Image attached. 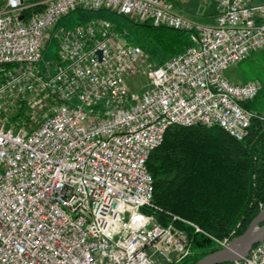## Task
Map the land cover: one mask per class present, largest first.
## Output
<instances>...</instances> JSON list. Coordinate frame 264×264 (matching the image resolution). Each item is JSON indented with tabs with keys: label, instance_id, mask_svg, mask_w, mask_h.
I'll return each mask as SVG.
<instances>
[{
	"label": "built area",
	"instance_id": "2783aa9c",
	"mask_svg": "<svg viewBox=\"0 0 264 264\" xmlns=\"http://www.w3.org/2000/svg\"><path fill=\"white\" fill-rule=\"evenodd\" d=\"M205 1L212 23L176 0H0V264H178L191 253L178 223L200 228L149 211L150 154L171 125L244 139L258 113L243 103L263 87L226 72L264 48V2ZM78 8L184 30L192 44L157 63L103 19L56 31ZM53 37L57 58L42 67ZM233 263L264 264V241Z\"/></svg>",
	"mask_w": 264,
	"mask_h": 264
},
{
	"label": "trees",
	"instance_id": "16d2710c",
	"mask_svg": "<svg viewBox=\"0 0 264 264\" xmlns=\"http://www.w3.org/2000/svg\"><path fill=\"white\" fill-rule=\"evenodd\" d=\"M132 24L135 39L131 35L128 40L136 44L145 41L146 46H140L158 63L192 44L184 30L154 26L150 22ZM114 26L130 35L121 24ZM262 83L257 96L243 103L258 113L244 139H236L217 125H171L163 142L150 154L147 168L154 179V205L149 211L164 224L172 213L200 228L178 223L187 231L191 248V253L178 264H194L221 248L222 242L243 233L264 208Z\"/></svg>",
	"mask_w": 264,
	"mask_h": 264
},
{
	"label": "rangeland",
	"instance_id": "374dc122",
	"mask_svg": "<svg viewBox=\"0 0 264 264\" xmlns=\"http://www.w3.org/2000/svg\"><path fill=\"white\" fill-rule=\"evenodd\" d=\"M257 0H255L256 2ZM176 6L178 10H181L188 16H191L197 20L212 23L214 16V5L205 0H176ZM91 19H103L109 21L114 29L116 24H121L122 28L129 33V36L125 35V32H120L115 29L117 34L122 35L128 40L131 38V33L133 31V22L131 18L112 12L105 9H82L78 8L72 10L68 14L64 15L58 22L56 31L63 34L64 31L71 30L79 24H83ZM140 31L141 28H138ZM141 34L142 32H138ZM132 37L135 39L134 35ZM129 41V40H128ZM131 42V41H129ZM137 42V41H136ZM133 43V42H132ZM136 44V43H135ZM137 45L146 46L145 41H138ZM60 41L57 37H53L47 44L46 49L43 52L40 65L46 67V65L51 62L53 63L59 51ZM142 47V46H141ZM145 49L144 47H142ZM264 49V48H263ZM147 51V50H146ZM149 53V52H148ZM150 55V53H149ZM151 56V55H150ZM152 58V57H151ZM155 60V59H154ZM157 62V61H156ZM158 63V62H157ZM229 79L235 82H246L252 79H260L264 82V51L262 49L252 53L244 60L231 65L226 72ZM134 82L144 84L146 79L143 77L133 78ZM264 116V111L260 113ZM264 121V118H263ZM227 241L222 242V246L226 244Z\"/></svg>",
	"mask_w": 264,
	"mask_h": 264
},
{
	"label": "water",
	"instance_id": "95a60500",
	"mask_svg": "<svg viewBox=\"0 0 264 264\" xmlns=\"http://www.w3.org/2000/svg\"><path fill=\"white\" fill-rule=\"evenodd\" d=\"M23 16H21V19ZM264 241V208L251 221L246 230L233 237L221 248L212 251L194 264H220L234 262L248 254L252 247Z\"/></svg>",
	"mask_w": 264,
	"mask_h": 264
},
{
	"label": "crops",
	"instance_id": "0c3cea01",
	"mask_svg": "<svg viewBox=\"0 0 264 264\" xmlns=\"http://www.w3.org/2000/svg\"><path fill=\"white\" fill-rule=\"evenodd\" d=\"M257 2H264V0H257ZM214 20H215V12H214V16H213V20H212V22H214ZM261 50V49H260ZM264 51V49L262 48V52Z\"/></svg>",
	"mask_w": 264,
	"mask_h": 264
}]
</instances>
